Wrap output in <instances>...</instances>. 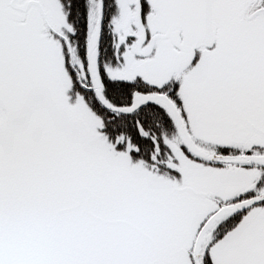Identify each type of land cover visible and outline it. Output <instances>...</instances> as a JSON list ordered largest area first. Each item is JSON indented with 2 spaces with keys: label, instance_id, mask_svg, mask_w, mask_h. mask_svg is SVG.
<instances>
[{
  "label": "snow or ice",
  "instance_id": "obj_1",
  "mask_svg": "<svg viewBox=\"0 0 264 264\" xmlns=\"http://www.w3.org/2000/svg\"><path fill=\"white\" fill-rule=\"evenodd\" d=\"M0 264H264V0H0Z\"/></svg>",
  "mask_w": 264,
  "mask_h": 264
}]
</instances>
